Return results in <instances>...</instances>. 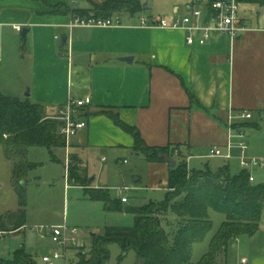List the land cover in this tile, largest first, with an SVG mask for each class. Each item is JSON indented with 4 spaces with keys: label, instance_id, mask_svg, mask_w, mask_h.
<instances>
[{
    "label": "crops",
    "instance_id": "crops-1",
    "mask_svg": "<svg viewBox=\"0 0 264 264\" xmlns=\"http://www.w3.org/2000/svg\"><path fill=\"white\" fill-rule=\"evenodd\" d=\"M104 1L77 0L73 7L89 11L93 3ZM148 2L135 16L122 14L119 26L70 28L72 16L66 6L71 0H0V57L10 72L1 80L0 91L43 105L53 118L70 99L91 98L84 111L87 126L71 137L68 146L53 150L63 149L67 164L70 156L78 163L79 175L69 176L73 183H85L79 184L84 189H108L117 195V187L149 190L168 178L169 163L146 162L137 155L134 136L105 112L117 113L122 122L137 128L148 145L175 148L189 167L194 163L198 169L217 171L228 166L232 175L240 173L237 149L230 160L209 156L214 147L226 151L229 134L238 132L245 134L248 156H264V2L238 0L256 8L257 18L240 16L245 30L236 39L215 31L203 45H189L187 30L143 27L138 20L174 22L200 9L201 22L207 24L210 0H179L172 10L146 16ZM18 25L22 40L16 34ZM244 112L252 117H242ZM234 160L238 168L233 172ZM25 161L29 162L27 157ZM19 162H12L10 179L16 194L15 180L26 176V170L16 176ZM139 162L147 164L146 172ZM120 165L129 167L121 170ZM130 175L135 186L118 184ZM128 202L129 198L124 204ZM16 208L20 211L19 198L15 208L0 214ZM5 231L0 219V234ZM215 264H264L262 220L254 235L238 237L221 249Z\"/></svg>",
    "mask_w": 264,
    "mask_h": 264
},
{
    "label": "trees",
    "instance_id": "trees-1",
    "mask_svg": "<svg viewBox=\"0 0 264 264\" xmlns=\"http://www.w3.org/2000/svg\"><path fill=\"white\" fill-rule=\"evenodd\" d=\"M146 1L105 0L100 4L93 3V8L89 11L67 8L72 16H135L145 9ZM105 113L134 136L133 150L146 162H165V157L169 156L176 159V165L169 169L166 196L158 203L123 206L121 199H113L108 189L85 187L89 198L103 202L107 211L133 214L134 225L107 227L103 235L93 238L90 250L79 255L75 264H107L111 243L120 245V261L133 250L139 264H215L221 249H227L238 237L252 236L259 230L264 214V183H252L247 170L243 169L232 175L228 166L217 171L209 167L190 169L187 161L175 153V148L150 146L139 130L122 122L117 113ZM61 126L62 121L50 117L43 105L28 99L6 96L0 91V146L8 152L10 159H20L15 167L19 178L25 170L36 166L25 161L31 147H46L51 153L54 149L65 147V139L60 133ZM71 168L70 172L75 176L76 170ZM17 194L20 216L23 218L27 204L24 187L17 188ZM211 210L224 214L225 220L212 238L208 252L199 262H193L194 244L203 241L213 227ZM171 211L176 215L175 227H171L169 220ZM22 225L23 223L20 224ZM0 264L37 262L25 248H20L15 252L14 260L4 261L0 258Z\"/></svg>",
    "mask_w": 264,
    "mask_h": 264
},
{
    "label": "rangeland",
    "instance_id": "rangeland-1",
    "mask_svg": "<svg viewBox=\"0 0 264 264\" xmlns=\"http://www.w3.org/2000/svg\"><path fill=\"white\" fill-rule=\"evenodd\" d=\"M176 4H179V0H149L148 6L150 9L143 14L146 16L149 12L161 14L164 11L172 10ZM61 6L59 5L58 9H64ZM69 10L66 6V11L68 12ZM257 14L256 8L247 7L245 4L239 3V17L243 16L246 20H255ZM16 34L19 40L23 39V32L18 31ZM26 61L23 65L25 70L28 69V62ZM9 73L4 66V62H0V82ZM21 99L24 98L21 97ZM51 114L53 115V113ZM52 152L46 147H31L27 160L36 166L26 171V176L21 182L18 179L14 182L17 188L24 187L27 204L23 218L20 217V211L17 208L0 214L2 225L6 229L4 233L0 234V258L4 261L14 260L15 252L20 248H25L27 252L35 257L37 264H47L42 261V257L50 253L52 243L49 237L44 239L40 237L38 231L35 229L36 226L66 224L70 227L78 228L80 245L84 246V248H75L74 250L67 251V264H75L78 261L79 255H83L90 250L93 235H96V237L103 235L108 226L131 227L134 225L133 214L107 211L103 202L91 200L86 194L84 187L79 185L85 183H73L70 179L69 172L72 169L71 167L79 175L78 163L70 156L67 164L63 149ZM55 157L60 159V161L56 160ZM18 160L20 159L16 157L10 160L8 152L0 146L1 212L6 209L15 208L18 205L17 194L10 185V179L13 174L12 162L14 163ZM120 166L122 167L120 168L121 170L129 167L128 165ZM231 166L233 167V172L238 168L235 160L232 161ZM138 167L142 172H146L147 164L139 162ZM190 167V169H198L194 166V163L190 164ZM251 174L254 177L255 184L264 183V169H253L251 170ZM118 184L135 186L134 178L131 175L128 180L119 182ZM166 186L167 180L162 178L160 186L157 188L128 190L124 193V196L129 198V202L126 205L123 204V206H141L152 202H161L166 196ZM110 195L113 199H117L114 191H111ZM210 219L213 222V227L205 239L195 245L193 252L194 262H199L204 254L208 252L211 240L224 222L225 216L220 212L211 210ZM169 220L172 224L171 227H175L176 215L172 211L169 213ZM19 223L26 224L27 227L20 228ZM262 225H264V215ZM47 234L49 235V231ZM109 249L110 259L107 264H139L136 253L133 250L128 252L124 259L120 261L122 253L120 245L118 243H111ZM232 250L230 248V253Z\"/></svg>",
    "mask_w": 264,
    "mask_h": 264
},
{
    "label": "built area",
    "instance_id": "built-area-1",
    "mask_svg": "<svg viewBox=\"0 0 264 264\" xmlns=\"http://www.w3.org/2000/svg\"><path fill=\"white\" fill-rule=\"evenodd\" d=\"M77 0H71L70 8H74ZM210 9L212 11L211 22L203 24V11L196 9L192 15L184 16L174 22L166 19H159L155 22H149L145 18H140L139 24L143 27H161L168 29L180 28L190 32L187 37V43L194 45L195 43L203 45L211 37L212 33L217 31L229 35L232 39H236L241 31L245 30V26L239 24V2L238 0H210ZM72 16V15H71ZM122 24L120 14H114L108 18L101 17H82L75 14L72 16L70 28L79 27H114ZM17 31H22L21 26L15 27ZM199 33L197 37L196 34ZM1 62V57H0ZM92 103L90 97L83 99H70L59 111L58 119L62 121L60 133L65 139L68 146L71 137L76 135L80 129L87 126L84 118V111L87 106ZM246 119L252 117L251 113L244 112L241 115ZM7 137V135H5ZM234 139H237L235 141ZM227 150L214 147L210 151V157L223 158L230 160L233 158V150L237 149L240 153L239 160L243 169L249 172V180L254 183V177L251 174L253 169H264V156H248V143L243 132L229 134ZM129 187H117L115 191L123 203L128 201V197L124 193ZM41 238L49 237L52 243V249L49 254L42 257V261L47 264H67V251L80 249L79 229L70 227L66 224L57 226H38L35 227ZM49 231V235L47 232ZM82 253V252H81ZM246 259H243V263Z\"/></svg>",
    "mask_w": 264,
    "mask_h": 264
},
{
    "label": "water",
    "instance_id": "water-1",
    "mask_svg": "<svg viewBox=\"0 0 264 264\" xmlns=\"http://www.w3.org/2000/svg\"><path fill=\"white\" fill-rule=\"evenodd\" d=\"M24 34L26 35L27 31H25ZM121 60L130 61L132 59L131 58H122ZM165 158H166V161L169 163L171 168L175 167V165H176V159L175 158L169 157V156H166ZM93 236H95V235H93Z\"/></svg>",
    "mask_w": 264,
    "mask_h": 264
}]
</instances>
